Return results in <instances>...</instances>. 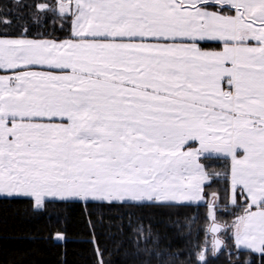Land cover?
Returning a JSON list of instances; mask_svg holds the SVG:
<instances>
[{
	"label": "snow or ice",
	"instance_id": "6c2138e0",
	"mask_svg": "<svg viewBox=\"0 0 264 264\" xmlns=\"http://www.w3.org/2000/svg\"><path fill=\"white\" fill-rule=\"evenodd\" d=\"M0 197L118 213L131 264H264V0L0 5Z\"/></svg>",
	"mask_w": 264,
	"mask_h": 264
},
{
	"label": "trees",
	"instance_id": "16d2710c",
	"mask_svg": "<svg viewBox=\"0 0 264 264\" xmlns=\"http://www.w3.org/2000/svg\"><path fill=\"white\" fill-rule=\"evenodd\" d=\"M9 2L0 0V5ZM57 35L63 38L62 33ZM210 163L220 166L215 160ZM29 201L0 198V264H131L130 237L118 213L86 207L82 201H56L46 202L45 210L34 214ZM191 215L199 217L195 224L186 222L194 240L197 230L204 226L205 209L201 207ZM220 215L229 218L228 213ZM58 233L64 238L57 239ZM172 239L183 245L184 251L190 246L184 240ZM217 264H224V258Z\"/></svg>",
	"mask_w": 264,
	"mask_h": 264
},
{
	"label": "crops",
	"instance_id": "0c3cea01",
	"mask_svg": "<svg viewBox=\"0 0 264 264\" xmlns=\"http://www.w3.org/2000/svg\"><path fill=\"white\" fill-rule=\"evenodd\" d=\"M252 43H254V42H252ZM0 198H12V197H0Z\"/></svg>",
	"mask_w": 264,
	"mask_h": 264
}]
</instances>
